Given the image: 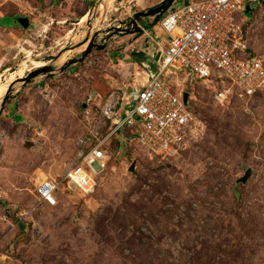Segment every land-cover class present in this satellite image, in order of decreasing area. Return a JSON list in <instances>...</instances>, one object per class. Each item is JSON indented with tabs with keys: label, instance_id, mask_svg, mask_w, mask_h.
I'll return each mask as SVG.
<instances>
[{
	"label": "rangeland",
	"instance_id": "374dc122",
	"mask_svg": "<svg viewBox=\"0 0 264 264\" xmlns=\"http://www.w3.org/2000/svg\"><path fill=\"white\" fill-rule=\"evenodd\" d=\"M161 1L0 0V264H264V92L219 102L176 70L168 84L190 92L199 142L164 158L125 128L94 191L67 186L81 139L107 129L100 108L127 70L123 48L140 35L127 32L142 26L132 19ZM243 2L237 21L249 48L264 52V5ZM44 66L53 70L20 79ZM44 178L58 184L55 206L38 200Z\"/></svg>",
	"mask_w": 264,
	"mask_h": 264
},
{
	"label": "built area",
	"instance_id": "2783aa9c",
	"mask_svg": "<svg viewBox=\"0 0 264 264\" xmlns=\"http://www.w3.org/2000/svg\"><path fill=\"white\" fill-rule=\"evenodd\" d=\"M258 1L264 5V0ZM244 7L243 0H189L160 17L157 24L169 39L163 49L152 52L157 70L145 73V81L127 94L111 92L103 102L100 114L107 129L81 139L80 159L65 175L70 189L82 195L94 191L97 176L108 167L109 141L125 128L149 152L164 158L178 157L199 142L204 123L190 92L184 102L183 89L171 90L167 79L172 72L183 71L203 83L219 102L264 92V52L249 48L237 21ZM84 114H89L88 108ZM58 189L55 180L40 179L38 200L55 206Z\"/></svg>",
	"mask_w": 264,
	"mask_h": 264
},
{
	"label": "crops",
	"instance_id": "0c3cea01",
	"mask_svg": "<svg viewBox=\"0 0 264 264\" xmlns=\"http://www.w3.org/2000/svg\"><path fill=\"white\" fill-rule=\"evenodd\" d=\"M15 20V18H14ZM166 34V33H165ZM157 25L140 34L136 38H132L131 42L123 48V57L117 59L118 63H122L126 67V71L122 72V76L118 80L114 79V84L117 87H111V92L114 94H127L130 90L136 87L139 83H143L147 73H153L155 71L150 69V63L148 59H134L139 54H144L155 59L152 52H157L159 49H163L169 39L163 37ZM130 37V36H127ZM128 39V38H127ZM131 39V38H130ZM142 41V42H141ZM146 68V69H145ZM146 73V74H145Z\"/></svg>",
	"mask_w": 264,
	"mask_h": 264
},
{
	"label": "water",
	"instance_id": "95a60500",
	"mask_svg": "<svg viewBox=\"0 0 264 264\" xmlns=\"http://www.w3.org/2000/svg\"><path fill=\"white\" fill-rule=\"evenodd\" d=\"M173 1L174 0H162L160 3H158L154 7L149 8L146 11L139 12V13L135 14V16H134V18L132 20L134 22H137V21L141 22L142 26L140 27L138 24L137 25L135 24L134 29L128 30L127 32L128 33H134V34H137V33L138 34H142L145 31L149 30L150 28L154 27L157 24V21L159 20V18L162 16V14L171 6ZM149 18H151V20H149ZM15 20H16V23H18L23 28H27L28 25H29V20H28L27 17H16ZM92 45H94V44H93V42L91 40V41H89V44H88L87 48L84 50L82 55L79 57V60H82L87 55V53L90 51ZM101 48H104V46H101ZM52 58L53 57L50 56L48 59H52ZM70 64H71V62H67L64 67H66V66H68ZM51 70H53L52 66H44V67H41V68H39L37 70H34L33 72L29 73L24 78H20V79L23 82H28L30 79H32L36 75H38L40 73H46V72L51 71ZM11 86L12 85H10L7 88L6 93H5L4 97H3V102L7 98V93L10 92ZM182 95H183V101L186 102L187 95H188L187 92H184ZM249 174H250V170L247 169L245 171L244 176L242 178H240L238 181L244 182L248 178Z\"/></svg>",
	"mask_w": 264,
	"mask_h": 264
},
{
	"label": "trees",
	"instance_id": "16d2710c",
	"mask_svg": "<svg viewBox=\"0 0 264 264\" xmlns=\"http://www.w3.org/2000/svg\"><path fill=\"white\" fill-rule=\"evenodd\" d=\"M12 20H13V22H14V18H12V17H10Z\"/></svg>",
	"mask_w": 264,
	"mask_h": 264
},
{
	"label": "flooded vegetation",
	"instance_id": "af4514ba",
	"mask_svg": "<svg viewBox=\"0 0 264 264\" xmlns=\"http://www.w3.org/2000/svg\"><path fill=\"white\" fill-rule=\"evenodd\" d=\"M15 24H18V23H16V20H15Z\"/></svg>",
	"mask_w": 264,
	"mask_h": 264
}]
</instances>
